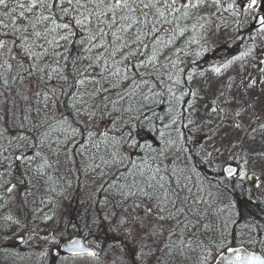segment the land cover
<instances>
[{
  "label": "snow or ice",
  "instance_id": "snow-or-ice-1",
  "mask_svg": "<svg viewBox=\"0 0 264 264\" xmlns=\"http://www.w3.org/2000/svg\"><path fill=\"white\" fill-rule=\"evenodd\" d=\"M221 11L252 46L208 79L186 37L219 31ZM73 201L106 247L66 235L59 210ZM102 251L119 264H264V0H0V261Z\"/></svg>",
  "mask_w": 264,
  "mask_h": 264
},
{
  "label": "trees",
  "instance_id": "trees-1",
  "mask_svg": "<svg viewBox=\"0 0 264 264\" xmlns=\"http://www.w3.org/2000/svg\"><path fill=\"white\" fill-rule=\"evenodd\" d=\"M205 14L207 15V13H205ZM202 30L203 29L198 30L197 32H192L186 37V38H191V35H195L197 37V39L199 40V44H193V45H191V47L189 49H186L187 51H190L193 54V58L195 57L194 54L196 53V50H200L199 51L201 53L200 56L202 57V59L203 58L204 59L203 60L196 59L197 64L203 65V64H201L202 61L207 60V58L210 57V54L212 55L211 56L212 58L214 57L215 63L217 62V64H219L220 62L222 63L223 61L232 58L235 55V53L239 50L241 38L232 39L231 41L227 42L222 47H215L214 48V47H211L212 45L211 44L209 45L208 43H207V45L203 46V44H202L203 41H202L201 36L199 34L200 32L201 33L204 32V30L203 31ZM246 35L248 36L249 34L246 32ZM178 44L180 47H184L183 38L181 39V41L178 42ZM206 47H208V51L210 52V54L205 53V52H207ZM158 90L166 91V89L163 88V85H159ZM158 99H163V97H158ZM189 99H191V98L189 97ZM153 107H155L157 115H164V109H166V107H167V100L165 99V102L162 105H159V106L153 105ZM153 135H148V137L146 138V141L148 143L153 142ZM60 171H61V174H66V172H67V170L64 168H61ZM56 176H57V174L55 172H53L52 173L53 180L56 179ZM53 186L56 187L57 185H53ZM57 199H59V198L57 197ZM236 199L239 200V197H237ZM239 206L242 207L243 202H240ZM78 208H79V205L76 204L75 201H73L71 206H69L68 202H65L64 209L59 210V211H62L64 213V217H65L64 222L69 224L66 235L67 236L79 235V236L83 237L85 242L92 247L94 246L95 243H99L101 246L106 247V238L103 235L98 236V234L96 233V230H93L92 233H89L87 229L82 227L83 221L77 218V211L76 210ZM50 209H51V212L49 214H53V213L57 212V209H55V207L52 204H47L43 210H44V212H49ZM42 214L43 213H41V212L36 213V220L34 221V224L35 223L44 224L39 219V217ZM56 221H59V215L56 216ZM52 224H53V222H52ZM52 224H50V226H52ZM72 225H75V227H73ZM234 227L236 228L237 235H239V232H240L239 226L229 225L227 231L231 232ZM111 255L113 256V258L116 259V257L118 256V251H117V253H112ZM117 260L118 259H116L115 261H117ZM0 264H2V261H0ZM15 264H39V260L32 258V259H27L24 261H15ZM68 264H73V262L71 260H69Z\"/></svg>",
  "mask_w": 264,
  "mask_h": 264
},
{
  "label": "rangeland",
  "instance_id": "rangeland-1",
  "mask_svg": "<svg viewBox=\"0 0 264 264\" xmlns=\"http://www.w3.org/2000/svg\"><path fill=\"white\" fill-rule=\"evenodd\" d=\"M226 2H227V0H225V3ZM215 21H216V24L220 25L219 31H217V32H211V31L205 32V30H204V32H202V33L200 32L199 33L201 37H204V38H201L202 41H203V43H202L203 46L207 45V43H208L209 45L211 44L212 45L211 47H214V48L215 47H222L227 42L231 41L232 37L234 35H236V27H235V25L233 23V18H232V16L229 13L221 11L219 16L215 18ZM252 35H255V33H252ZM250 46H252V45H251V42L249 40V35L247 36L246 32H244V35L241 37L239 50L235 53L234 56H238L240 54V52L245 51L246 48H248ZM206 49H207V52H205V53L206 54H210V52L208 51V47H206ZM199 51L200 50H196V52H199ZM211 56L212 55L210 54V57L207 58V60L202 61L201 64H203V65L197 64L198 67L196 69L197 71L204 70L205 74H206V77L208 79H213V76L211 74L210 69L213 66H219L221 64V62L219 64H217V62L215 63L214 57L212 58ZM194 58L195 59H199V60H203L204 59V58L202 59L201 56L194 57ZM223 62H226V60L223 61ZM232 74L234 75L235 73H232ZM238 82L239 81H237V83ZM198 85L202 86V82L199 80V78H198V83L197 84H193L192 87L195 89ZM218 86H219V81H217L213 85L212 91L214 92L216 87H218ZM202 94H204V93H202ZM212 99H213L212 92H209L208 94L205 95V99L204 100L199 101L197 106L200 107L201 105H203L205 103H208V105L210 107ZM201 111L203 112L202 108H201ZM227 156H228V153L225 152L224 153V158H226ZM217 162L219 163L220 161H217ZM3 211H7V209H4ZM13 211H16V210L13 209ZM35 224H39V223H35ZM50 224H52V222H48L47 224L40 223L41 229L43 230L46 227H51ZM34 243H35V241H33V244ZM21 247H24V246L21 245ZM111 254L109 252H107V251H102L100 253V260L98 262L97 261H91V259L89 258V259H86L84 261H77L76 264H113V262L116 259L113 258V256ZM115 264H119V260L115 261Z\"/></svg>",
  "mask_w": 264,
  "mask_h": 264
},
{
  "label": "water",
  "instance_id": "water-1",
  "mask_svg": "<svg viewBox=\"0 0 264 264\" xmlns=\"http://www.w3.org/2000/svg\"><path fill=\"white\" fill-rule=\"evenodd\" d=\"M140 135H141V136H145V138L148 137V134H147L145 131H141V132H140ZM77 237L81 238V242H82V243H86L83 237H81V236H79V235H74V236H72V238H77ZM88 246H89V245H88ZM89 247H91V246H89Z\"/></svg>",
  "mask_w": 264,
  "mask_h": 264
}]
</instances>
